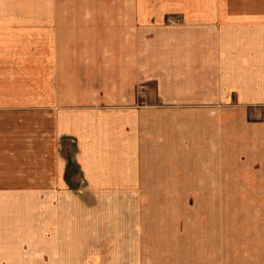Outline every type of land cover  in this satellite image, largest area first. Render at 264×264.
I'll use <instances>...</instances> for the list:
<instances>
[{"label": "crops", "instance_id": "1", "mask_svg": "<svg viewBox=\"0 0 264 264\" xmlns=\"http://www.w3.org/2000/svg\"><path fill=\"white\" fill-rule=\"evenodd\" d=\"M76 1L0 9V264L30 198L44 229L81 187L189 257H264V0Z\"/></svg>", "mask_w": 264, "mask_h": 264}, {"label": "rangeland", "instance_id": "2", "mask_svg": "<svg viewBox=\"0 0 264 264\" xmlns=\"http://www.w3.org/2000/svg\"><path fill=\"white\" fill-rule=\"evenodd\" d=\"M54 1L47 3L42 0H0V9L37 10L48 4L53 8L60 4ZM76 2L83 6L85 0ZM73 183L78 190L75 181ZM113 197L114 199H109L108 207L113 208L110 213L114 214L104 216L100 195L83 193L81 187L67 199L60 198L59 204L56 203L57 207L54 200L47 204L49 206H46L44 211H38V221L44 218L45 223L42 224L50 223L44 229L40 225L37 226V204L30 198V222L33 220L24 233L16 227L9 233L12 238H21V242H12L18 248L12 249L11 253L18 255L16 259L23 260L25 264H229L228 258H214L207 263L202 258L189 257L188 251L181 253L178 242L169 240L171 237L162 233L158 227H155L154 232H149L147 223L146 226L136 225L135 195H125L123 206L120 203L122 200L117 202L119 200L116 195ZM66 200L71 201L67 210L64 203ZM118 206L124 207V210L117 211ZM60 208H63L68 216H63L64 211ZM54 216L56 218H53ZM72 220L75 223H72ZM175 221L170 218L168 222ZM7 235L5 238L9 237ZM173 237L178 241L180 239L172 234ZM163 240L167 242L164 243ZM5 245H8V242H5ZM241 264H264V257L247 260L243 258Z\"/></svg>", "mask_w": 264, "mask_h": 264}]
</instances>
